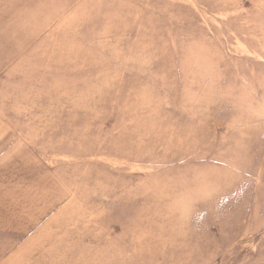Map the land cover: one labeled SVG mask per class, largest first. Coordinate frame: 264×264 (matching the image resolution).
I'll return each instance as SVG.
<instances>
[{
	"label": "rangeland",
	"instance_id": "374dc122",
	"mask_svg": "<svg viewBox=\"0 0 264 264\" xmlns=\"http://www.w3.org/2000/svg\"><path fill=\"white\" fill-rule=\"evenodd\" d=\"M0 264H264V0H0Z\"/></svg>",
	"mask_w": 264,
	"mask_h": 264
}]
</instances>
